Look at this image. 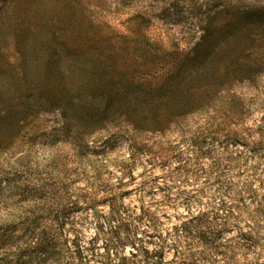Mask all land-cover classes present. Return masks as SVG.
<instances>
[{
    "label": "rangeland",
    "instance_id": "obj_1",
    "mask_svg": "<svg viewBox=\"0 0 264 264\" xmlns=\"http://www.w3.org/2000/svg\"><path fill=\"white\" fill-rule=\"evenodd\" d=\"M262 22L264 0H0V264H105L112 203L139 240L109 264H264Z\"/></svg>",
    "mask_w": 264,
    "mask_h": 264
},
{
    "label": "trees",
    "instance_id": "obj_2",
    "mask_svg": "<svg viewBox=\"0 0 264 264\" xmlns=\"http://www.w3.org/2000/svg\"><path fill=\"white\" fill-rule=\"evenodd\" d=\"M262 25L264 26V22H262ZM159 93V92H158ZM166 94H173L174 91L172 89L170 90H166L165 91ZM129 214V213H128ZM123 212L119 211L118 208L115 207V205L112 203L110 205V211L108 213V215L106 216V221L108 224H110L111 222H115L117 221V225L116 226H110V230L107 233V240L104 246V255L106 258V263L105 264H109L111 257L113 256V245L114 244H121L122 246H124L126 243H129L131 245H135V240H139L138 236L134 233V240L133 242L131 240H129L128 238L124 237L126 236V234H129L131 232L130 226L127 222L124 221V218L122 217ZM139 219L147 217V219L151 222L150 227H156V221L155 218L152 217V215L148 214L146 210L142 209L141 213L138 215ZM200 214H189L187 215V218L185 220H183L180 225L178 226H174L175 228L181 227L182 230H184L185 232L190 230L191 227L193 226V223L196 222V220L199 219ZM135 232V231H133ZM155 232V236H159V232L156 230H154ZM154 232L148 234L150 237L154 235ZM98 238V234L96 235V237H94L92 239V243L95 242V240H97ZM131 241V242H130ZM134 247V246H133ZM140 251V254L144 257H149V256H155V257H159L160 255V248L157 250H154L152 252H150V250L147 247H141L140 249H138ZM131 257H135L138 256L137 252L131 251L130 252ZM126 260H128L127 257H121L119 259V261L116 264H126Z\"/></svg>",
    "mask_w": 264,
    "mask_h": 264
}]
</instances>
